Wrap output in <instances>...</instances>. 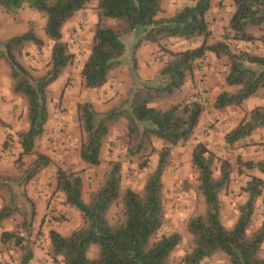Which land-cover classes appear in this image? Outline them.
Here are the masks:
<instances>
[{"label":"trees","instance_id":"trees-1","mask_svg":"<svg viewBox=\"0 0 264 264\" xmlns=\"http://www.w3.org/2000/svg\"><path fill=\"white\" fill-rule=\"evenodd\" d=\"M90 0H0V6L8 13H16L24 6L32 8L44 17L43 32L52 42L50 58L43 74L34 76L16 57L25 45L41 48L45 41L38 35L32 21L28 28L0 43V58L9 66L13 79L12 90L26 99V123L18 131L21 147L19 156L35 154L27 169L24 181L32 179L47 167L52 159L35 150L48 120L47 89L74 62L63 29L68 20L85 8ZM175 14L159 16L164 11L162 0H98L97 21L88 55L80 69L82 84L87 89L105 86L113 69L125 60L126 45L121 37L133 33L132 68L134 81L128 96L119 105L106 111H98L89 102H78L77 118L82 125L79 158L89 165L101 162V152L108 135L110 122L119 117L127 121L128 144L126 154L138 156L140 168H146L149 155H156V164L147 174L142 191L122 188V165L118 160L110 163L99 187L92 191L86 202L83 198V179L78 171L57 167L54 188L64 194V202L75 208L83 225L62 234L50 228L47 254L60 264H168L172 251L179 245L178 232L152 238L161 228L165 207L163 200V173L170 164L173 149L193 140L196 127L203 113L197 102L175 103L166 109L151 106L156 99L167 97L180 90L193 76L200 59L212 53L226 66V87L216 93L214 109L239 107L251 97H264V55L242 48L241 43L264 45V0H231L228 35L216 37L208 12L213 0H191ZM178 38L199 42L180 49L166 47L162 41ZM157 44L159 51L168 54L159 71L150 79H140L136 49L143 43ZM0 121V125H2ZM264 129V105L257 104L235 125L224 133V142L234 145L250 137L256 130ZM191 166L197 172L198 188L203 196L204 210L189 217L187 230L192 235L191 249L181 262L200 264L205 258L222 253L228 264H264L260 250L264 243V220L251 234L248 227L256 209V203L264 190V178L250 173L241 186L245 201L238 205V216L231 228L221 220L220 193L229 187L233 164L225 157L211 151L203 141H197L191 149ZM238 171L246 169L264 173V159H237ZM27 198V197H26ZM30 209L22 210L13 201L0 208V226L20 210L25 233L31 235L36 209L32 201ZM122 206V216L115 223L108 219L112 206ZM56 216V215H55ZM27 238L8 229L0 233V242H12L20 246L21 262L26 263L33 250L24 243ZM98 248L96 257H89L90 248ZM60 258V259H59ZM1 264V263H0Z\"/></svg>","mask_w":264,"mask_h":264},{"label":"rangeland","instance_id":"rangeland-1","mask_svg":"<svg viewBox=\"0 0 264 264\" xmlns=\"http://www.w3.org/2000/svg\"><path fill=\"white\" fill-rule=\"evenodd\" d=\"M97 1L90 0L85 8L68 20L63 29L64 40L68 43L69 51L74 53L75 59L47 89L48 120L43 134L35 141V150L49 155L52 161L27 182L24 181V176L35 159V154L19 156L21 147L17 134L18 131L27 127L26 99L13 92V79L9 66L4 59L0 58V121L3 123L0 125V208L13 201L20 210L26 208L28 211L31 207L29 199L36 209L31 235L27 237L25 233L20 210L3 222L0 226V233L8 229L24 235L27 238L24 243L27 242L33 250V256L28 260L31 264H60L59 260L56 261L47 254L49 244L46 234L50 228L62 234H69L83 225L80 213L75 208L66 205L64 194L54 188V175L57 167L79 172L83 179V198L87 202L90 193L101 184L112 161L121 162L122 188L131 187L137 192L142 191L147 174L156 164L155 154L149 155L146 168H140L141 160L138 156L130 157L126 154L128 136L127 121L124 117L110 122L108 135L102 147L101 162L98 165L85 164L79 158L83 131L77 118V103L89 102L98 111L109 110L119 105L128 96L134 81V74L131 70V44L135 40V35L127 33L121 37L126 45L124 53L126 58L121 65L111 71L105 86L87 89L82 84L80 69L88 55L95 30ZM188 4H192V1L162 0L164 11L159 16H171ZM231 12V0H213L208 17L212 20L213 33L216 37L231 33L228 27ZM29 21L34 23L36 32L45 43L41 48L27 44L20 51H16V57L34 76H39L47 68L52 45L43 32L44 17L27 6L20 9L15 16L0 6V43L14 34L25 31ZM198 42L174 37L162 41L166 47L171 49L185 48ZM144 43L149 42L142 44ZM154 46L156 47L157 44ZM240 46L264 55V45L261 43H241ZM158 48L150 52V58L145 59L143 66L137 61L135 71L140 79H143L145 74L155 75L168 58V54L159 51ZM137 52L136 49L135 56ZM206 64L211 71V74H204L209 87V100L203 106L202 114L207 115V118L203 120L193 140L173 149L170 164L162 176L165 217L161 228L152 239L155 240L161 235L172 232H178L181 235V241L172 251L168 264H184L181 258L192 246V235L187 230V221L190 216L202 213L204 210L203 196L198 188L197 172L190 162L191 149L197 141L205 142L211 151L227 158L233 164L229 187L220 193L221 220L227 228L233 226L238 216L237 207L245 201L246 194L241 192V186L249 179L248 175L255 173L264 178V173L246 169L244 166H241V172H239L237 164L238 158L254 161L264 159V130H256L250 137L232 146L227 145L223 138L224 133L246 116L252 107L257 104L264 105V97L261 98L258 94L239 107L214 109L212 106L214 96L219 90L225 88L222 79L227 68L222 59L214 58V56L206 61ZM199 66L198 63L196 68ZM195 78L192 81L193 85ZM192 86L187 94H184L182 90H177L170 96L152 101L150 105L166 109L172 104L190 101ZM107 216L111 223H115L122 216V206L120 204L112 206ZM263 220L264 190L257 200L248 234L259 227ZM0 251L5 258L15 257L21 260L20 246L12 242H0ZM97 254L98 248L93 245L88 255L93 258ZM260 256L264 258V243ZM200 264H228V261L224 254L216 253L205 258Z\"/></svg>","mask_w":264,"mask_h":264},{"label":"built area","instance_id":"built-area-1","mask_svg":"<svg viewBox=\"0 0 264 264\" xmlns=\"http://www.w3.org/2000/svg\"><path fill=\"white\" fill-rule=\"evenodd\" d=\"M198 75L195 78V83L193 85V90L190 95L191 102H197L200 105L204 106L207 104L209 100V87L207 83V77L205 74V60H202L200 66L197 68ZM0 263L1 264H31L28 261L26 263H22L19 259L13 258H5L3 253L0 251Z\"/></svg>","mask_w":264,"mask_h":264},{"label":"crops","instance_id":"crops-1","mask_svg":"<svg viewBox=\"0 0 264 264\" xmlns=\"http://www.w3.org/2000/svg\"><path fill=\"white\" fill-rule=\"evenodd\" d=\"M164 8V7H163ZM149 43H144V44H142V45H140L138 48H137V50H138V52H137V54H136V58H138L137 59V61H138V63H139V65L141 64L142 66H143V63H145L144 61H145V59L146 60H149V58H150V52L152 51V50H155L156 48H158L157 46L155 47L154 46V44H152V43H150V44H152L151 46L150 45H148ZM138 55V56H137ZM149 56V57H148ZM214 55L212 54V53H209V54H207L204 58H202V59H200V61H199V64L201 63V61L202 60H205V73H210L211 74V71H210V67L209 66H207V64H206V61H208V60H210V59H212V57H213ZM142 57V58H141ZM142 62V63H141ZM198 70H197V68L194 70V74H193V76H191L190 78H188L187 80H186V82H185V84H184V86L180 89V90H182L183 92H184V94H187L188 92H189V89L191 88V86L193 85L192 84V81H194V78L196 77V75H198ZM154 76V75H153ZM152 75H147V74H145V76L143 77V79H150V78H152L153 77ZM210 80H211V78H210ZM223 85L225 86V88H230V87H226V85H225V83H224V77H223ZM211 82V81H210ZM193 87V86H192ZM223 89V88H222ZM220 91V90H219ZM218 91V92H219ZM207 118V115L205 116L204 114H202V116H201V119H200V121H199V123H198V125H197V127H196V132H198V130L200 129V127L202 126V124H203V120L204 119H206ZM259 130V129H258ZM262 130H264V129H262Z\"/></svg>","mask_w":264,"mask_h":264}]
</instances>
